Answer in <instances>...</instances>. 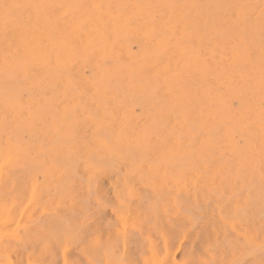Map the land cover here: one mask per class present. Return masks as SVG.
Masks as SVG:
<instances>
[{
	"label": "rangeland",
	"instance_id": "rangeland-1",
	"mask_svg": "<svg viewBox=\"0 0 264 264\" xmlns=\"http://www.w3.org/2000/svg\"><path fill=\"white\" fill-rule=\"evenodd\" d=\"M49 3L72 83L0 74V264H264V0ZM98 43L206 73L98 106L76 89Z\"/></svg>",
	"mask_w": 264,
	"mask_h": 264
},
{
	"label": "bare ground",
	"instance_id": "bare-ground-1",
	"mask_svg": "<svg viewBox=\"0 0 264 264\" xmlns=\"http://www.w3.org/2000/svg\"><path fill=\"white\" fill-rule=\"evenodd\" d=\"M49 4V0H0V74L15 75L31 70V86L41 87L48 83L51 87L53 84L50 81L53 80L56 84L62 81L61 85L67 88L71 86L72 81L65 77L61 68L69 64L72 57L59 54L65 48L61 42L62 32L57 25L62 16L51 17ZM74 25L80 29L82 24L78 22ZM98 45L99 43L93 46L95 52L80 58L79 62L84 66L91 65L92 76L82 77L81 84L76 86L79 90H91L92 96L89 100L98 106L107 103L115 106L130 103L135 100L131 97L134 93H140L145 101L159 103L165 100L172 102L182 95V98H186V95H195L193 92L196 91L188 83V75L206 73L203 70L205 67H197V64L192 63V54L173 55L159 52L155 55L112 56L101 54ZM236 56L232 55L233 60ZM113 80L116 81L115 85ZM123 89L129 93L120 94ZM111 180L108 183L111 184ZM113 187L112 190L117 191L122 188L120 185ZM119 192L122 195L121 191Z\"/></svg>",
	"mask_w": 264,
	"mask_h": 264
}]
</instances>
